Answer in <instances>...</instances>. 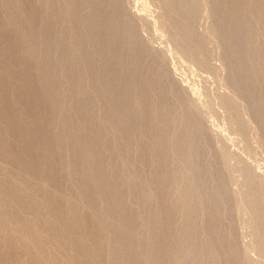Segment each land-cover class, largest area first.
Wrapping results in <instances>:
<instances>
[{
  "label": "bare ground",
  "instance_id": "1",
  "mask_svg": "<svg viewBox=\"0 0 264 264\" xmlns=\"http://www.w3.org/2000/svg\"><path fill=\"white\" fill-rule=\"evenodd\" d=\"M112 1L0 0V264H241L204 129ZM247 1L212 3L263 124L264 0L246 21Z\"/></svg>",
  "mask_w": 264,
  "mask_h": 264
},
{
  "label": "rangeland",
  "instance_id": "2",
  "mask_svg": "<svg viewBox=\"0 0 264 264\" xmlns=\"http://www.w3.org/2000/svg\"><path fill=\"white\" fill-rule=\"evenodd\" d=\"M254 1L248 0L241 5L239 13L246 21L253 13L251 2ZM190 2V13L180 11L178 2L176 8L171 7V0H116L111 4L125 13L131 33L138 37L145 50L154 54L151 53L154 59L150 56L162 67L173 94L180 97L198 127L201 124L204 129L199 127L200 135L205 136V139L203 135L200 137L206 158L212 156L209 160L217 161H211L213 166L223 171L224 180L228 178L225 183L231 214L225 225L233 230V241L242 255L240 260H244V264H264V206L259 205L264 194V123L251 108L247 96L239 91L241 81L237 82L232 75L247 66L252 56L241 54V58L234 60L229 54L223 41L224 31L219 20L216 22L217 7L213 0ZM225 5L224 8L232 6ZM83 14L84 19L89 15L79 12ZM226 24L227 21L223 22L222 27H227ZM241 32L252 33L242 29L238 34ZM263 41L259 39V43ZM258 54L257 59H264V51ZM258 79L259 96L264 102V77ZM252 190L254 203H249L246 195Z\"/></svg>",
  "mask_w": 264,
  "mask_h": 264
}]
</instances>
